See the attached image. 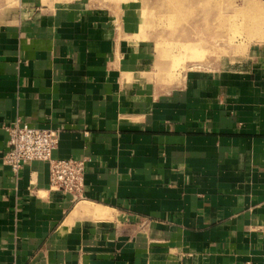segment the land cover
Returning a JSON list of instances; mask_svg holds the SVG:
<instances>
[{
    "label": "crops",
    "instance_id": "1",
    "mask_svg": "<svg viewBox=\"0 0 264 264\" xmlns=\"http://www.w3.org/2000/svg\"><path fill=\"white\" fill-rule=\"evenodd\" d=\"M254 52L167 83L109 8L2 10L0 264H264V51ZM17 119L58 131L55 158L87 159L81 198L51 188L48 162L3 163Z\"/></svg>",
    "mask_w": 264,
    "mask_h": 264
},
{
    "label": "rangeland",
    "instance_id": "2",
    "mask_svg": "<svg viewBox=\"0 0 264 264\" xmlns=\"http://www.w3.org/2000/svg\"><path fill=\"white\" fill-rule=\"evenodd\" d=\"M80 1L109 8L121 31L155 54L154 75L167 83L181 84L189 70L218 69L264 51V18L244 10L245 2H255L264 12L259 0H182L186 9L171 14L162 0ZM15 4L0 0V12Z\"/></svg>",
    "mask_w": 264,
    "mask_h": 264
},
{
    "label": "built area",
    "instance_id": "3",
    "mask_svg": "<svg viewBox=\"0 0 264 264\" xmlns=\"http://www.w3.org/2000/svg\"><path fill=\"white\" fill-rule=\"evenodd\" d=\"M8 133L3 163L15 172L32 161L49 163L51 188L81 198L87 159H58L53 156L59 144L55 129L38 128L21 123L19 119L5 127Z\"/></svg>",
    "mask_w": 264,
    "mask_h": 264
},
{
    "label": "bare ground",
    "instance_id": "4",
    "mask_svg": "<svg viewBox=\"0 0 264 264\" xmlns=\"http://www.w3.org/2000/svg\"><path fill=\"white\" fill-rule=\"evenodd\" d=\"M165 5L163 7L170 9V14L175 12L184 11V1L182 0H162ZM184 7V8H183ZM187 7V6H186ZM186 9V8H185ZM243 9V8H242ZM245 13L252 14V15H262L261 18H264V12L260 9L259 6L255 2H245L244 6ZM243 10V11H244ZM167 11V10H166ZM167 12V13H168ZM169 14V13H168ZM180 14V13H179ZM188 14V12H187ZM176 16V15H175ZM260 17V16H259ZM258 19H261L259 18ZM251 20V19H250Z\"/></svg>",
    "mask_w": 264,
    "mask_h": 264
}]
</instances>
